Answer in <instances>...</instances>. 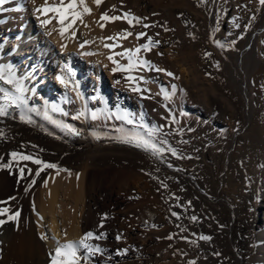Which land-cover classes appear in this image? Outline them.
<instances>
[{"label": "bare ground", "instance_id": "6f19581e", "mask_svg": "<svg viewBox=\"0 0 264 264\" xmlns=\"http://www.w3.org/2000/svg\"><path fill=\"white\" fill-rule=\"evenodd\" d=\"M210 1L213 5L215 0ZM219 2L220 10L211 18L209 12L202 14L201 0H103L99 7L94 0H86L91 15H84L68 29L64 44L56 29L61 25L55 14L44 16L35 11L46 3L49 7L59 6L61 0H6L0 6L4 9L0 11V37L18 35L21 48L29 42L53 40L72 50L62 75L69 81L68 86L60 84L62 92L56 89L54 94L46 88L37 90L33 99L26 96L30 111L26 110L25 115L32 120L31 124L19 119V110L0 118V164L12 165L11 171L0 168V201H8L0 203V208L10 207L21 213L18 227L9 222L0 228V264H50L49 253H54L57 242L79 241L88 231L96 235L106 233L104 240L91 241L104 249L103 255L93 258V264H186L190 259L196 264H264V6L259 0ZM118 8L141 18V23L134 22L132 26L126 22V27L136 36L148 33L137 39L139 46L152 37L149 61L173 76L141 67L131 73L136 81L129 82V73L112 71L116 65L111 60L100 63L84 55L91 51V36L99 34L101 23H108L101 21V15L106 12L113 16V10ZM77 10L82 12L83 8ZM31 18L36 23L29 21ZM45 19L51 23L42 27L41 21ZM70 22L68 17L64 26ZM145 24L154 26L146 28ZM247 30L249 36L238 49L235 43ZM21 31L26 33L18 34ZM214 40L225 47H217ZM85 41L88 43L83 48L76 47ZM6 44L0 45V65L5 66L10 59V55L2 53ZM173 85L176 93L180 91L181 101L164 100L161 89L170 93ZM136 86L147 91H132ZM32 89L28 87L29 92ZM162 106L168 119L189 113L193 133L189 137L193 140L196 132L206 131L210 141L216 140V147L224 146L216 154L211 147H205L190 165L181 166L168 163L163 153L150 152L200 203V215L192 226L189 223V230L197 233V238L192 234L187 241L193 250L190 257L181 253L182 246L171 244L176 231L170 224L172 220L187 219L186 207L167 213L157 195L154 205L146 207L145 212L142 205L135 206V188L116 186L115 169L99 162L107 151L121 147L144 151L121 142V138L155 129L159 121L156 113ZM85 108V116L73 119ZM92 111L103 114L92 120ZM123 112L132 115L133 125L115 116L105 118L109 113ZM140 124L147 127L136 126ZM121 128L124 133L118 131ZM13 151L54 163L61 171L45 169L37 177L40 166L31 161H13ZM243 156L257 164L256 191L239 162ZM80 157L85 158L80 164L71 162ZM206 166L209 181L200 174ZM21 167L25 169L23 178L19 174ZM121 192L125 194L123 198L119 196ZM252 200L261 211L248 217L242 213L241 205L249 206ZM49 216L53 240L46 237L42 227ZM118 235L120 240L116 239ZM201 236H210L211 240H202ZM123 249L127 253L117 255Z\"/></svg>", "mask_w": 264, "mask_h": 264}, {"label": "rangeland", "instance_id": "374dc122", "mask_svg": "<svg viewBox=\"0 0 264 264\" xmlns=\"http://www.w3.org/2000/svg\"><path fill=\"white\" fill-rule=\"evenodd\" d=\"M219 6H220L219 0L218 1L215 0L213 5L211 1L208 0L207 3L203 5L201 4L202 14L204 15V13L207 14L209 12L208 14H210L212 18L215 16L217 11L220 10ZM210 7L212 11L210 10ZM121 10L122 8L115 9L113 10L112 14L117 16H123L125 12ZM29 21L34 23L35 20L34 18H31ZM126 22H127L126 20L122 19L115 22H108L107 24L104 23L105 29L102 28L97 36L95 35L91 36L92 41L90 44V48H91L90 53H94V55H89V56L94 61L104 63L107 60H109L106 58L112 56L117 61V63L123 65L122 63H124V61L127 63L128 60L124 57H121L120 55H117V53L123 52L125 49H135L141 46L137 44V36L135 34L128 37L127 39L119 38V35L124 33L126 29H128L127 32H132L131 29L126 27L127 26ZM33 27L35 28V25ZM56 27L57 26L55 25L54 28ZM58 27L56 29L59 31L60 27L59 28ZM25 30H27V28ZM20 33L24 35L26 32L21 31L18 34ZM17 36L18 35H16L15 38H8L7 35L0 37V45L7 43L2 48V53L4 55H10V59L7 65H11L15 70L16 75H18V79L23 81V84L27 89L26 96L29 97L30 99H33L35 98V93L37 90L43 91L46 88L50 89L51 91L53 90V94H54V90L56 89L61 91L60 84L62 83H60L57 77L63 75L64 67L67 62V55H69L72 50H69L67 47H63V46L60 47V45H58L53 40L49 43L45 41L29 42L24 48H21ZM248 36H249V31L247 30L243 34V36L239 37L238 41L235 43L238 49L244 45V42ZM109 37H116V39H108ZM62 38L64 44L65 41L67 42L68 40L67 39L68 34H64ZM145 43H142V45ZM106 44L111 45L112 47L110 48L105 47ZM76 47L79 48L80 44ZM105 50H107L108 52L107 51L104 52ZM139 57L141 59H145L149 61L151 57V51L142 50L139 53ZM103 72L105 75H107L104 70ZM261 83L264 84V81H261ZM28 87L33 88L31 92H29ZM68 90L70 92V88H68ZM175 93L172 95L171 100H169L168 102L181 101V99H183L180 91L176 94ZM69 95L72 97L71 92L69 93ZM39 101L42 102L41 99H39ZM159 110L160 109H158L156 113L159 118L158 119L159 121L157 120L158 123L155 129L160 128L162 129V131L157 132L153 137H151V139L154 142H156L158 146L165 148V152L163 153V156L166 158L168 163L174 165L176 164L179 166L190 165L191 164L190 161L193 160L196 156L200 155L201 152L204 151L205 147L207 148L211 147L214 150L213 152L215 154L221 149H224V146L222 144H220L219 147H216L217 145L216 140L215 141L209 140L210 138H208L205 129H202L203 132L205 131L203 134L201 133V131L195 133V137H196V140L194 138L195 141L193 140L192 137H189L191 134H193L191 132L192 126L189 124V121L191 120L189 113H179V115H175L174 118L168 119V116L165 114L166 111L165 107L162 106L161 108L162 111ZM184 119H186V121ZM148 129L149 128H147L146 133L143 134L145 135V137H147ZM163 140H167L168 143L162 144L161 141ZM200 140L202 141L201 143ZM184 141H187V143H184ZM200 144L201 145L204 144V146L203 147L199 146ZM169 145L177 150V155L180 158H177V156H173L171 152L167 150ZM106 149H108V147ZM217 149L218 151H216ZM106 154L103 155L104 157L103 156L100 157L99 159L100 165L108 167L110 169H115L114 171L117 174V178L115 182L116 186L123 187V186L131 185L132 187L135 188L136 196L134 197V200H136L137 202L135 206H137L138 204L142 205L144 211L146 212L147 211L146 207L149 208L152 207L151 204L154 205V200L158 195L159 198H161L160 201H162L161 206L162 208L165 209V212L167 213H170L174 209L175 210L179 209L180 206L186 207L187 213L189 215L185 221H187L188 223H185V221L178 222L172 220V223L170 224L171 227L176 231L174 233V238H173L174 240L171 241L172 242L171 244L182 246L183 250L181 249V253L184 256L190 257L193 250L192 247L188 245L187 241H190L189 238L192 236V234H195V237L197 238V233L195 231L194 232L190 231L189 226L190 225L192 226L193 220L191 218L193 216L197 218L200 215L199 201L195 200L194 199L195 197L192 194L188 193L186 186L178 179L171 176L168 173V171L165 169V167L162 166L160 163H158L155 160V158L150 154L149 151H145V150L138 151L136 149H130L128 147H121L115 151H111V150L107 151ZM243 157H240L239 158L240 160L239 159L238 160L239 162H242L241 164L243 165V167L246 168L247 178L250 180V184L252 188L253 189L255 188L256 191L257 188L255 186H258L255 180L257 164L256 163L253 164L251 162V159L248 160L249 157L247 156H243ZM84 160H85L84 157H80L74 159L71 162L75 164H80ZM93 161H95V159H93ZM246 162H249L247 163V165H249L248 168L247 165L245 164ZM207 170H208L207 166L202 170H200L201 176H203V178H206V180L204 179L205 181H207V179L209 181V176H210V172L209 170L207 172ZM248 170H250V174ZM231 174L233 175L234 171H232ZM163 185H167V187H164ZM119 196L123 198L125 194L121 192ZM250 204L249 206L241 205L242 213L248 217L254 215L255 213L258 214L259 211H261L256 201L252 200ZM124 209L125 208H122V210ZM48 221L49 222L52 221V217L49 216L46 219V221H44L42 227L46 231L45 232L46 237L50 238V240H53L51 238L52 231L49 230L51 229V227ZM247 253L251 254V251H247ZM191 261L192 260L190 259L189 261H187L186 264H190Z\"/></svg>", "mask_w": 264, "mask_h": 264}, {"label": "snow or ice", "instance_id": "6c2138e0", "mask_svg": "<svg viewBox=\"0 0 264 264\" xmlns=\"http://www.w3.org/2000/svg\"><path fill=\"white\" fill-rule=\"evenodd\" d=\"M208 0H201V4L207 3ZM6 3V0H0V6H3ZM94 3L99 7L103 0H94ZM259 4L261 6H264V0H259ZM82 7L83 11H78L77 9ZM4 9L0 7V11H3ZM35 11L37 13H42L44 16H47L50 12L55 14V17L58 18V22L61 25L59 32L60 35L63 37L64 34L68 31L69 28L75 24L77 20H82L84 15H91V9L87 6L86 0H68L67 5L64 4V0H61V3L59 6H53L49 7L47 6V3L39 8H36ZM70 17L71 22L65 27V20ZM39 18V17H38ZM101 21L105 22H115L119 20H126L129 25L135 26V24L141 23V18L133 16L131 13H124L123 16H109L108 13H103L100 17ZM251 19L255 20L256 17L252 16ZM51 23V20L45 19L41 21L42 27H47ZM144 27H152L154 25H143ZM250 27V25H248ZM101 28L105 27L104 23L100 24ZM236 27H239V24H236ZM168 30V29H165ZM51 35V33H49ZM132 32L125 31L124 33L119 35V38L121 39H127L128 37L132 36ZM146 33H138L137 39H141L144 36H146ZM243 38V37H241ZM108 39H116V37H109ZM216 43L217 47L224 48L225 45L220 43L219 41H213ZM88 43L87 41L81 43L80 47L83 48L84 45ZM158 43V42H155ZM154 44V41L152 37H148L147 42L140 47H137L135 49H125L123 52L117 53V55H120L121 57H124L128 60L127 65H121L117 63V61L114 59V57L109 56L108 59L112 61L113 64L116 65L112 69L113 72H126L129 73L127 76V80L129 82L136 81L137 77H134L131 75V73L141 67H144L146 69H155L157 72H165L168 76H173L174 74L171 72H166L164 69L158 68L155 65H153L150 61L141 59L139 57V53L143 51H151L152 46ZM119 46V45H117ZM63 47H66L63 46ZM105 47H112L111 45H105ZM84 55H94V53H84ZM206 56H211V53H206ZM218 67V65H217ZM65 68H67V65H65ZM69 73H71V69H67ZM74 75V73H72ZM57 79L65 85V87L68 86L69 81L65 79L64 76H59ZM139 79L143 80V77H140ZM150 81L144 80V83H149ZM119 83V81H117ZM8 86V87H6ZM74 89L78 88V85H73ZM132 91L134 92H143L147 91V89H141L139 86L133 87ZM176 87L175 85L172 86V92L169 93L166 89H161V93H163L164 100L168 101L171 100L172 95L175 93ZM27 89L25 88L23 81L18 79L15 73V70L11 65H0V118L2 117H9L13 114L16 110L20 111L19 119L25 123H32V120L25 115V111L30 109L27 108V97H26ZM77 95L79 96V92H77ZM82 98V97H81ZM11 110V111H10ZM87 109L80 111L77 116H74L73 119H80L81 117L85 116ZM67 114V113H65ZM103 113H98L97 111L91 112V119L97 120L100 118V115ZM112 116H115L116 119L126 122L129 125L134 124V119L132 118V115L128 112H123L122 114L118 113H109L105 116L106 119L111 118ZM137 127H147L146 125L140 124L136 125ZM63 127L67 128L68 131L74 133V134H80L77 129L72 128L68 125H63ZM121 133H124V129H118ZM162 131V129H152L149 128L147 130V137L145 135L137 132L134 134H125L121 138V142L126 144H133L135 147L143 149L145 151L151 152L153 155L162 154L165 152V148L158 146L156 142H154L151 137H153L157 132ZM162 144H167V140L161 141ZM184 143H187V141H184ZM35 147V146H34ZM173 156H177V158H180L177 155V150L175 148H172L170 145L167 149ZM11 158L15 162L19 161H31L33 164L40 166L39 170L35 173V175L38 177L40 175V172L44 171L45 169H56L57 172L61 171L58 165L54 163H46L43 160L39 158H34L32 155H24L21 153H18L16 151H13L11 153ZM171 167V165H169ZM0 168H7L11 171L12 165L11 164H0ZM63 171H68L67 169H63ZM29 173L31 174V170L29 169ZM19 174L21 178H23L25 174V169L21 167L19 169ZM71 175V173H69ZM79 178V177H77ZM32 183L34 184L35 181L33 180ZM164 187H167V185H163ZM13 199H15L13 197ZM0 203L7 204L8 201H0ZM20 211L13 212L10 207H2L0 208V217H5L3 219H0V228H2L5 224L9 222H14L17 224V227L19 225V219H20ZM173 216H176L177 219H179V216L177 213L173 212ZM106 218V217H105ZM193 221H195L197 218L193 216L191 218ZM104 225L101 223L100 227L102 228ZM45 237H41V239H44ZM106 238V233H100L99 235L94 234L92 231H88L83 235V237L79 241H69L67 243L60 244L57 242V246L54 249V253H49V259L50 264H93V258L97 255H103L104 249L101 248L98 244L92 243L91 241H100L104 240ZM169 239H172L171 236L168 237ZM117 240H120L121 237L118 235L116 237ZM200 239L202 240H211L210 236H201ZM127 253V249H123L121 251L117 252V255H125ZM190 264H196L195 261H191Z\"/></svg>", "mask_w": 264, "mask_h": 264}]
</instances>
